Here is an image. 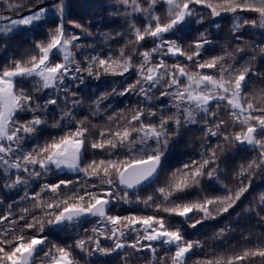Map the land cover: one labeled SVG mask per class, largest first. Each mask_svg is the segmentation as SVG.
I'll return each mask as SVG.
<instances>
[{
	"label": "snow or ice",
	"instance_id": "6c2138e0",
	"mask_svg": "<svg viewBox=\"0 0 264 264\" xmlns=\"http://www.w3.org/2000/svg\"><path fill=\"white\" fill-rule=\"evenodd\" d=\"M0 264H264V0H0Z\"/></svg>",
	"mask_w": 264,
	"mask_h": 264
}]
</instances>
